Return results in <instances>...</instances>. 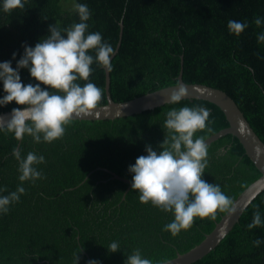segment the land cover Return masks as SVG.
Returning <instances> with one entry per match:
<instances>
[{
  "label": "trees",
  "instance_id": "trees-1",
  "mask_svg": "<svg viewBox=\"0 0 264 264\" xmlns=\"http://www.w3.org/2000/svg\"><path fill=\"white\" fill-rule=\"evenodd\" d=\"M23 9L0 10V62L18 60L24 44L35 46L49 35V25L60 28L79 22L76 4H87L89 31L102 33L117 50L110 70V94L124 103L175 86L183 70L188 84H201L226 92L238 105L264 142V43L258 42L254 20L264 17V0H24ZM246 22L239 35L230 33L228 21ZM183 63V64H182ZM89 80L103 89L99 106L107 105L105 68L92 65ZM22 81L40 83L21 70ZM83 85L85 81H78ZM47 88L46 85H41ZM4 95L0 83V97ZM202 105L210 110V123L196 136L205 140L229 127L215 104L183 99L115 120L73 119L60 139L36 143L30 136L17 140L0 131V194L21 184L13 149L45 157L37 165L44 178L25 181V193L0 215V264H80L96 259L101 264H125L127 253L139 248L160 264L173 260L204 241L227 212L215 218L197 217L192 227L177 236L164 231L174 216L139 200L138 191L114 178L132 180L129 166L146 155V145L162 151L166 113L172 108ZM23 107L15 101L0 107V114ZM210 129V130H209ZM204 179L219 183L235 201L261 177L239 139L225 135L208 146ZM130 188V189H129ZM264 218V192L245 210L239 222L207 256L194 264H264V226L249 229L254 213ZM119 243L112 253L107 247Z\"/></svg>",
  "mask_w": 264,
  "mask_h": 264
},
{
  "label": "clouds",
  "instance_id": "clouds-1",
  "mask_svg": "<svg viewBox=\"0 0 264 264\" xmlns=\"http://www.w3.org/2000/svg\"><path fill=\"white\" fill-rule=\"evenodd\" d=\"M24 6V0H0V10L5 12L11 13ZM75 7L79 22L63 29L57 23L49 25L50 34L41 38L34 47L24 44L23 54L18 60L17 53H13L15 68L12 60L0 62V83L4 92L0 97V107L13 101L23 106L13 108L7 121L0 116V131L13 133L18 141L25 135L36 143L60 139L74 115L90 114L102 100L103 89L89 80L94 71L92 65L110 71L117 50L103 39L101 32L89 31L91 12L88 5L77 3ZM254 23L258 27L264 25V17L257 16ZM247 27L246 22L228 21L230 33L237 36ZM257 40L264 43V32L258 33ZM24 69L40 83H23L21 70ZM80 80L85 83L81 85ZM42 84L48 87L44 88ZM187 94V89L181 85L172 92L169 100L178 104ZM209 117L210 110L202 105L170 109L162 126L166 130L159 145L162 151L146 145V155L139 156L128 169L133 174L131 189L138 191L140 202H150L173 214L174 219L164 226V231L173 236L190 229L197 217L214 219L218 210L237 211L233 199L222 191L219 183H209L203 178L208 165V145L204 136L195 134L208 128ZM13 155L18 161L21 184L7 195L0 194V215L7 214L10 205L18 202L21 194L25 193L23 182L44 178L37 167L45 163L43 155L34 151L24 155L19 148L13 149ZM258 226H264L259 210L254 213L248 228ZM261 243L264 241L260 239L253 241L257 247ZM107 249L115 253L121 248L118 242L113 241ZM80 252L74 254L73 264H80ZM87 264L101 262L91 259ZM125 264H152V261L137 248L127 253ZM160 264L171 262L164 259Z\"/></svg>",
  "mask_w": 264,
  "mask_h": 264
},
{
  "label": "water",
  "instance_id": "water-1",
  "mask_svg": "<svg viewBox=\"0 0 264 264\" xmlns=\"http://www.w3.org/2000/svg\"><path fill=\"white\" fill-rule=\"evenodd\" d=\"M105 72L107 105L97 107V109L93 110L90 114L80 116L74 115V119L95 121L115 120L117 118L128 117L134 114H140L144 111L153 110L171 103L169 98L172 92L183 85L188 93L183 99H199L211 102L217 105L227 117L229 127L206 139L207 145H211L225 135L231 134L237 137L243 145L247 156L261 173V177L245 189L234 201L237 209L235 213L227 212L220 222L217 223L215 229L206 236L201 244L189 252L170 260L171 264H194L211 253L224 240L239 222L245 210L262 192H264V142L254 131L237 103L226 92L206 85L186 83L183 80V70H181L177 85L146 94L124 103H117L112 100L110 94V71L105 69ZM11 112L12 111L1 113L0 116L4 117L7 121L11 118ZM113 176L131 187L132 180L122 178L116 174H113Z\"/></svg>",
  "mask_w": 264,
  "mask_h": 264
}]
</instances>
